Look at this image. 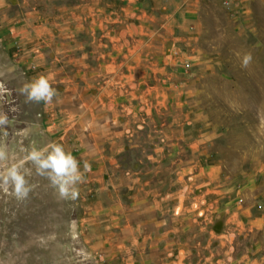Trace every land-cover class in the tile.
<instances>
[{"label": "rangeland", "instance_id": "1", "mask_svg": "<svg viewBox=\"0 0 264 264\" xmlns=\"http://www.w3.org/2000/svg\"><path fill=\"white\" fill-rule=\"evenodd\" d=\"M11 70L0 111L33 107L38 132L5 136L8 163L57 142L90 171L75 201L34 168L27 199L0 190V264L158 258L172 239L196 264H264V0H0ZM40 74L58 95L31 106L18 89Z\"/></svg>", "mask_w": 264, "mask_h": 264}, {"label": "clouds", "instance_id": "2", "mask_svg": "<svg viewBox=\"0 0 264 264\" xmlns=\"http://www.w3.org/2000/svg\"><path fill=\"white\" fill-rule=\"evenodd\" d=\"M251 61V55L247 54L243 59V66ZM3 82H0V98L9 93ZM18 94L25 97V103L43 102L51 104L57 91L51 84V78L40 74L31 81L23 83L18 89ZM10 111L15 112L16 108ZM11 121L7 113L0 111V132L7 136V128ZM27 130H21L24 134ZM23 158L18 162L8 163L10 160L9 150L4 143H0V190L9 191L17 200H25L32 191V185L28 177L32 174V168L38 176L46 178L51 187L58 193L62 200L75 201L79 198L78 185L85 180L84 174L90 171V165L85 162L81 171L80 162L64 146L57 142H49L43 147H38L35 141L29 146L22 147ZM31 165V167H28ZM73 229L75 224H72Z\"/></svg>", "mask_w": 264, "mask_h": 264}, {"label": "crops", "instance_id": "3", "mask_svg": "<svg viewBox=\"0 0 264 264\" xmlns=\"http://www.w3.org/2000/svg\"><path fill=\"white\" fill-rule=\"evenodd\" d=\"M5 38V37H3ZM1 73V72H0ZM4 78L3 80H6V83H9L10 85L16 86V72L15 70H11V72H5L3 74ZM14 81V83L12 82ZM15 88V87H14ZM16 101H8V103L6 102V105H8L10 108H15ZM31 106H33V104L31 103ZM9 111V110H8ZM6 111V112H8ZM9 114H11V117L9 118L11 123L7 128V133H9L10 139L11 141H15V143H17V141H19L21 139V142L24 140L23 137L26 134H30L34 135L38 132V128L35 126L34 121H33V117H35V112L33 114V107H31V109H28L26 112V115L21 114L20 117H18V112H13V111H9ZM22 113V112H21ZM14 114V115H12ZM30 114V119H28V116ZM18 117V118H16ZM27 117V118H26ZM16 118V119H15ZM21 118H24V122L21 121ZM36 119L38 120V118L36 117ZM30 121V122H29ZM13 125V126H12ZM27 130L24 134H21V130ZM5 140V136L3 135L2 132H0V143H4L6 144L9 153H11V144L10 143L8 145V143ZM6 234L7 233V229L6 228H2L0 227V234ZM174 240V241H173ZM160 248L161 250V254L159 255L158 258H156L153 253H150L148 255L142 256L140 258V260L138 259V255H133L132 257L130 256V254L126 252L125 256L123 258H125V260H122V262L119 261V258L117 256L114 255L113 261L115 262V264H196V262L193 260V257L189 254L186 253V250L183 249L184 245L180 242H177L176 239H172L171 242H166V243H162L161 244H157V246ZM120 249V248H119ZM129 249V248H128ZM128 251V250H126ZM129 252V251H128ZM184 254L186 256H188L187 258H184Z\"/></svg>", "mask_w": 264, "mask_h": 264}]
</instances>
